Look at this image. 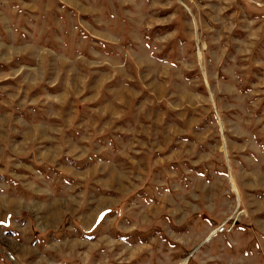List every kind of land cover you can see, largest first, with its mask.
Listing matches in <instances>:
<instances>
[{"label":"rangeland","instance_id":"obj_1","mask_svg":"<svg viewBox=\"0 0 264 264\" xmlns=\"http://www.w3.org/2000/svg\"><path fill=\"white\" fill-rule=\"evenodd\" d=\"M0 264H264V0H0Z\"/></svg>","mask_w":264,"mask_h":264},{"label":"bare ground","instance_id":"obj_2","mask_svg":"<svg viewBox=\"0 0 264 264\" xmlns=\"http://www.w3.org/2000/svg\"><path fill=\"white\" fill-rule=\"evenodd\" d=\"M180 1V0H179ZM231 183H232V187L233 189L235 190V187H234V184H233V181L231 180ZM236 191V190H235ZM209 238V237H208ZM184 261H186V259H184Z\"/></svg>","mask_w":264,"mask_h":264},{"label":"crops","instance_id":"obj_3","mask_svg":"<svg viewBox=\"0 0 264 264\" xmlns=\"http://www.w3.org/2000/svg\"><path fill=\"white\" fill-rule=\"evenodd\" d=\"M109 97V96H106V98Z\"/></svg>","mask_w":264,"mask_h":264},{"label":"water","instance_id":"obj_4","mask_svg":"<svg viewBox=\"0 0 264 264\" xmlns=\"http://www.w3.org/2000/svg\"><path fill=\"white\" fill-rule=\"evenodd\" d=\"M210 236H211V235H210ZM210 236H209V237H210Z\"/></svg>","mask_w":264,"mask_h":264}]
</instances>
